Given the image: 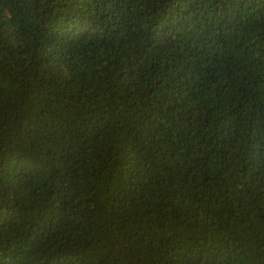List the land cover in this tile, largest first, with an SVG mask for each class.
<instances>
[{
    "label": "trees",
    "instance_id": "16d2710c",
    "mask_svg": "<svg viewBox=\"0 0 264 264\" xmlns=\"http://www.w3.org/2000/svg\"><path fill=\"white\" fill-rule=\"evenodd\" d=\"M0 264H264V0H0Z\"/></svg>",
    "mask_w": 264,
    "mask_h": 264
}]
</instances>
